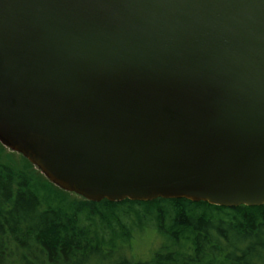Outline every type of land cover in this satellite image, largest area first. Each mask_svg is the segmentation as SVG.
I'll return each instance as SVG.
<instances>
[{"label":"water","instance_id":"1","mask_svg":"<svg viewBox=\"0 0 264 264\" xmlns=\"http://www.w3.org/2000/svg\"><path fill=\"white\" fill-rule=\"evenodd\" d=\"M0 142L94 203L264 206V0H0Z\"/></svg>","mask_w":264,"mask_h":264},{"label":"trees","instance_id":"2","mask_svg":"<svg viewBox=\"0 0 264 264\" xmlns=\"http://www.w3.org/2000/svg\"><path fill=\"white\" fill-rule=\"evenodd\" d=\"M4 151L0 264H264V206L72 199L23 156L7 162ZM137 230L155 234L145 256L135 250Z\"/></svg>","mask_w":264,"mask_h":264},{"label":"rangeland","instance_id":"3","mask_svg":"<svg viewBox=\"0 0 264 264\" xmlns=\"http://www.w3.org/2000/svg\"><path fill=\"white\" fill-rule=\"evenodd\" d=\"M0 145L4 148V155H5V160H6V157L10 156L11 157V160L8 159V161H13V162H20L21 160V156L20 154L12 151L11 149H9L8 147L4 146L1 142H0ZM7 161V160H6ZM7 161V162H8ZM35 167V166H34ZM37 171H39L37 168H35ZM40 172V171H39ZM41 173V172H40ZM42 174V173H41ZM43 175V174H42ZM44 176V175H43ZM45 177V176H44ZM46 178V177H45ZM77 195H73L71 198L74 199L76 198ZM79 197V196H78ZM137 233H139V239H141V241H139L138 245H136L135 247V250L137 251V253L139 255H147V246L149 245V243L154 240L155 238V234L148 231V230H137ZM10 249H13L14 250V244L12 242H10Z\"/></svg>","mask_w":264,"mask_h":264}]
</instances>
